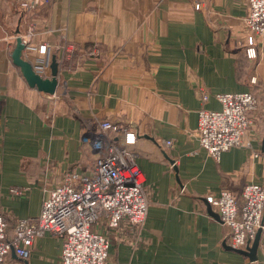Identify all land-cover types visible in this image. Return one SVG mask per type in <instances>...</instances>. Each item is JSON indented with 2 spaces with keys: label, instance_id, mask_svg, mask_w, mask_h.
<instances>
[{
  "label": "crops",
  "instance_id": "0c3cea01",
  "mask_svg": "<svg viewBox=\"0 0 264 264\" xmlns=\"http://www.w3.org/2000/svg\"><path fill=\"white\" fill-rule=\"evenodd\" d=\"M21 9L20 0H0V213L9 233L17 219L38 217L46 190L65 174L91 173L89 140L109 120L136 134L149 207L137 234L108 232L106 264H264V231L252 262L225 247L226 230L207 202L223 189L264 186V37L247 28L246 1L54 0ZM20 21L22 37L33 25L32 45H47L52 57L64 40L76 47L69 66L59 59L55 96L31 88L13 64ZM94 47L98 61L89 57ZM246 91L258 98L249 136L261 156L236 147L216 162L198 141V113L220 110L217 94ZM13 188L27 192L15 197ZM61 252L62 240L47 234L28 260L11 251L8 261L62 264Z\"/></svg>",
  "mask_w": 264,
  "mask_h": 264
},
{
  "label": "built area",
  "instance_id": "2783aa9c",
  "mask_svg": "<svg viewBox=\"0 0 264 264\" xmlns=\"http://www.w3.org/2000/svg\"><path fill=\"white\" fill-rule=\"evenodd\" d=\"M54 0H20L21 8L34 11ZM248 5L246 25L255 37H264V0H245ZM196 9L202 10L197 4ZM33 25L23 42L24 57L42 78L51 77L52 54L47 45H32ZM253 45V39L251 38ZM62 65H70L76 47L64 40L58 47ZM34 56L30 60L31 56ZM250 58L256 57L252 47L247 49ZM102 51L94 47L89 57L99 60ZM57 57V60L59 62ZM59 62V64H60ZM59 88V84L57 90ZM57 90L54 96L57 93ZM202 99L208 93L200 89ZM221 109H201L198 113V141L216 161L232 148H247L258 158L249 136L258 111V98L252 91L217 94ZM136 134L112 121L99 122V133L89 140L95 158L90 174L69 172L54 188L46 190L40 214L36 219H17L9 233L10 222L0 213V264H9L13 250L21 260H28L37 238L51 234L62 240V264H106L111 248L108 232L126 228L132 235L144 226L148 213V199L138 159L132 149ZM167 146L172 141L166 142ZM27 188H13L15 197L25 195ZM212 210L226 230L225 244L235 251L245 250L259 230L264 231V186L245 185L239 195L223 189L218 196L207 199Z\"/></svg>",
  "mask_w": 264,
  "mask_h": 264
},
{
  "label": "water",
  "instance_id": "95a60500",
  "mask_svg": "<svg viewBox=\"0 0 264 264\" xmlns=\"http://www.w3.org/2000/svg\"><path fill=\"white\" fill-rule=\"evenodd\" d=\"M25 10L21 9V13L24 14ZM23 31L21 30V21L19 22L18 26H17V30L15 32L17 38H16V45L15 48L11 54L12 60H13V64L15 66H17L23 77L25 78L27 84L31 87V88H35L40 92L46 93V94H50V95H54L58 84H59V80H58V76H59V72H60V64L57 60V56L54 55L52 57V62H51V77L50 78H42L41 76H39L35 70L33 69L32 64L30 63V61H28L25 57H24V51L26 50V44L23 42ZM141 137V136H138ZM144 138L154 142L155 144H157V141L154 139L153 136H148V135H144ZM262 151L264 153V142H263V147H262ZM165 157L167 158V160L170 162V164L173 165L174 170L177 172V168L175 166V161L173 159H171L166 153H165ZM209 212L212 216H214L215 218L219 219V216L212 210L211 206H209ZM262 234L263 231L259 230L254 241L252 243H250L245 250H238L237 252L247 256L252 262L257 260V252H258V248L261 242V238H262ZM225 247L227 249H232L229 246L225 245ZM234 250V249H232ZM12 252L14 253V251L12 250Z\"/></svg>",
  "mask_w": 264,
  "mask_h": 264
}]
</instances>
